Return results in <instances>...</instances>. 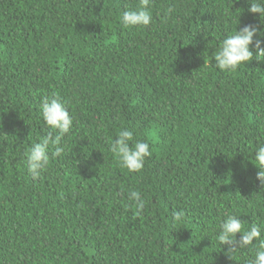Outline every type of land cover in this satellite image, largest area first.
I'll use <instances>...</instances> for the list:
<instances>
[{
    "label": "trees",
    "instance_id": "obj_1",
    "mask_svg": "<svg viewBox=\"0 0 264 264\" xmlns=\"http://www.w3.org/2000/svg\"><path fill=\"white\" fill-rule=\"evenodd\" d=\"M139 2L0 0V264L254 258L253 246L230 254L216 237L226 213L245 230L264 224L254 158L264 145V60L228 72L212 53L237 28L261 24L259 14L247 0H151L150 25H123ZM53 95L73 126L64 153L50 148L34 179L26 154L52 131L40 104ZM124 128L151 144L139 172L110 150Z\"/></svg>",
    "mask_w": 264,
    "mask_h": 264
},
{
    "label": "clouds",
    "instance_id": "obj_2",
    "mask_svg": "<svg viewBox=\"0 0 264 264\" xmlns=\"http://www.w3.org/2000/svg\"><path fill=\"white\" fill-rule=\"evenodd\" d=\"M248 11L259 14L261 24H245L227 35L221 42L218 50L212 53L215 66L221 71H235L241 64L250 61L255 55L257 59L264 60V0H247ZM151 0H140L134 10H126L122 14L121 23L125 26H148L152 22L150 12ZM172 9L169 8L168 12ZM230 15V13H229ZM42 118L52 130L39 142L34 143L27 152L28 171L34 179L41 177L50 162V148L52 157L61 156L65 147L62 145L63 137L68 134L73 126V117L66 102L57 95L44 97L40 104ZM110 150L121 168L128 172H139L143 169L145 159L152 155L151 144L145 139H135L134 133L124 128L118 132L117 138L110 142ZM255 165L260 169L256 179L264 187V145L255 152ZM128 199L135 202L137 210H143L145 201L138 190L128 193ZM185 212L183 209L174 211L173 222H181ZM217 239L221 245L227 246L231 254L237 249L249 246L255 248V256L248 264H264V224L251 223L247 230L243 221L234 214H225V218L218 225ZM242 235L237 238V234ZM254 238L257 243H253Z\"/></svg>",
    "mask_w": 264,
    "mask_h": 264
}]
</instances>
